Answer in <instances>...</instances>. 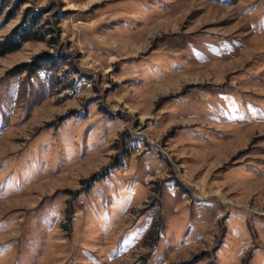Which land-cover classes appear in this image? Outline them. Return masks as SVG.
<instances>
[{"label": "rangeland", "instance_id": "obj_1", "mask_svg": "<svg viewBox=\"0 0 264 264\" xmlns=\"http://www.w3.org/2000/svg\"><path fill=\"white\" fill-rule=\"evenodd\" d=\"M19 1L0 264H264V0Z\"/></svg>", "mask_w": 264, "mask_h": 264}, {"label": "trees", "instance_id": "obj_2", "mask_svg": "<svg viewBox=\"0 0 264 264\" xmlns=\"http://www.w3.org/2000/svg\"><path fill=\"white\" fill-rule=\"evenodd\" d=\"M27 2L28 0H20L18 2V8L20 9ZM5 7L6 3L0 2V16L3 14ZM28 12L27 20L0 41V56L19 51L22 46L29 41H43L45 35H50L52 33L51 30H46L44 34H42L43 24H41V21L46 13L37 11L34 8H30ZM51 61L52 60H48L47 62L50 63ZM25 70H27V68L22 69L19 72L22 73Z\"/></svg>", "mask_w": 264, "mask_h": 264}]
</instances>
